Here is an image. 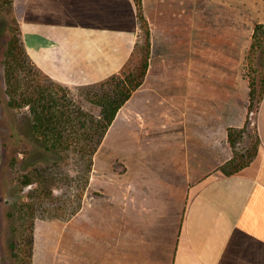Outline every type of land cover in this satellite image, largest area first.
<instances>
[{
    "label": "crops",
    "instance_id": "1",
    "mask_svg": "<svg viewBox=\"0 0 264 264\" xmlns=\"http://www.w3.org/2000/svg\"><path fill=\"white\" fill-rule=\"evenodd\" d=\"M12 6L32 60L68 87L119 72L135 53L140 26L134 0H12ZM157 67L149 56L143 83L94 153L84 191L95 187L102 199L87 197L74 214L87 216L81 234L88 242L81 261L68 264H264V95L251 162L229 175L214 164L188 185L190 166L202 171L188 161H198L200 149L171 147L169 134L143 125L149 113L162 123L168 119L159 82L166 73ZM118 160L121 168L113 167ZM101 171L128 176L104 179ZM101 214L112 218L111 227L98 226Z\"/></svg>",
    "mask_w": 264,
    "mask_h": 264
},
{
    "label": "rangeland",
    "instance_id": "2",
    "mask_svg": "<svg viewBox=\"0 0 264 264\" xmlns=\"http://www.w3.org/2000/svg\"><path fill=\"white\" fill-rule=\"evenodd\" d=\"M6 1L0 0V61L7 29L18 22L12 3ZM141 10L146 22L139 25L129 67L144 54L147 31L149 56L155 67L165 70L166 75L159 82L168 97L167 121L162 123L157 113H149L143 125L154 131L159 127L169 134L171 147L200 149L202 156L198 161L187 157L202 169L196 172L190 166L186 172V183L190 185L206 174L204 169L214 164L219 168L234 155L235 149L251 153L257 143L259 99L250 98L249 82L254 71L246 63V54L254 24L264 22V0H142ZM172 71L178 74L173 76ZM3 88L0 62V264H14L10 243L18 237L13 229L19 223L16 203L40 186L39 182L23 186L21 179L35 165L47 167L46 172L57 174L59 180L51 184L57 197L48 206L50 200L46 199L47 208L39 209L34 221L32 264L80 262L82 244L88 242L83 240L81 229L88 218L80 213L74 216L73 212L87 197L90 201L102 199L96 196L101 192L93 187V194H86L82 189L86 173L75 152L70 151L67 157L61 154L62 157L39 148L30 127L28 108L8 110L1 100ZM88 91L85 85L69 87L75 102L96 113L98 108L89 102ZM229 127L244 129L235 147L228 137ZM56 158L59 161L55 166ZM121 163L124 162L118 160L113 167L121 168ZM99 174L104 179H113L115 175L116 180L128 176L122 171ZM111 184L108 181L110 189ZM104 216L101 214L100 222L96 220L98 226L111 227L112 218Z\"/></svg>",
    "mask_w": 264,
    "mask_h": 264
},
{
    "label": "trees",
    "instance_id": "3",
    "mask_svg": "<svg viewBox=\"0 0 264 264\" xmlns=\"http://www.w3.org/2000/svg\"><path fill=\"white\" fill-rule=\"evenodd\" d=\"M134 2L139 25L142 26L146 22L141 10L142 0ZM6 3L11 4L12 1L7 0ZM7 30L8 36L3 43V57L0 61L4 84L1 100L10 111L28 108L33 137L44 153L63 154L67 157L70 151L75 152L86 173L82 186L84 190L92 170L94 153L108 127L122 105L144 81L150 54L149 33L146 31L144 54L132 68L129 67V62L133 56L119 72L99 82L85 85L89 89V102L98 108L95 113L75 102L69 95L67 85L51 78L36 65L27 52L18 22ZM246 59L247 65L254 71L249 82L250 98H258L260 102L264 95V22L254 24ZM243 131V128L229 127L228 137L232 147L238 144ZM258 144L259 136L251 153L234 148V155L221 164L219 169L228 175L238 172L257 154ZM14 160L11 161L12 165ZM58 161L56 158L53 165L56 166ZM46 169L45 166L35 165L29 173L22 175L23 186L34 182H39L40 186L25 193L16 203L19 223L13 229L18 237L10 243V255L14 264H32L35 218L39 209L47 208L46 199L50 200L48 206L57 197L51 184L57 182L59 177L52 172L47 173ZM79 208L80 202L73 213Z\"/></svg>",
    "mask_w": 264,
    "mask_h": 264
}]
</instances>
